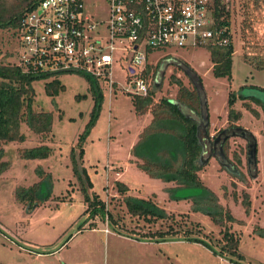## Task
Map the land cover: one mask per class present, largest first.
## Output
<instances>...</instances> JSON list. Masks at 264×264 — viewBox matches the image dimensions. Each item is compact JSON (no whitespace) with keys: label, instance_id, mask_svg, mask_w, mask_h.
I'll return each mask as SVG.
<instances>
[{"label":"rangeland","instance_id":"obj_1","mask_svg":"<svg viewBox=\"0 0 264 264\" xmlns=\"http://www.w3.org/2000/svg\"><path fill=\"white\" fill-rule=\"evenodd\" d=\"M223 1L229 11L234 50L230 79L215 76L212 71L209 46L214 44L152 52L144 76L153 83L152 70L155 69L154 80L164 74L160 89L153 95L158 102L163 96L175 95L177 87L169 83L173 67L177 77L198 87L199 75L207 97L209 138L213 140L221 129L231 125L254 134L255 176L248 169L246 140L240 136H231L224 146L231 168L211 156L199 172L203 184L234 219L216 224L208 215L194 211L191 200L171 198L166 188L174 183L151 177L141 169L133 146L149 124L150 114L136 115L129 91L133 78L127 77L124 63H119L123 51L115 50L111 88L95 79L102 96L90 126L97 95L86 76L60 72L32 82L33 109L49 112L52 123L50 132L36 134L22 122L20 131L25 139L1 145L3 160L9 165L0 174V264H264V108L250 98H236L232 108L240 112V118L228 119L231 93L239 94L246 86L264 89V0H257L255 5L250 0ZM85 5L95 19L106 17V0H85ZM16 45L15 29L0 28V62L16 61ZM54 81L56 90L47 87ZM248 94L263 99L257 92ZM42 144L49 149L46 156L23 154ZM79 144L90 196L96 195L104 203V217L100 209L91 212L82 190L84 182L74 173L72 153L78 152ZM41 173L50 176V193L29 207L17 199V190L38 182ZM240 175L245 181L240 180ZM117 182L124 183L127 189L119 192ZM126 197L150 200L168 218L148 224L131 215ZM170 225L178 229L175 236L185 239L186 230H190L193 236L210 242L217 253L192 241L145 245L128 237L134 232L141 236L149 230L164 231ZM225 230L237 241L241 257L219 253L225 243Z\"/></svg>","mask_w":264,"mask_h":264},{"label":"trees","instance_id":"obj_2","mask_svg":"<svg viewBox=\"0 0 264 264\" xmlns=\"http://www.w3.org/2000/svg\"><path fill=\"white\" fill-rule=\"evenodd\" d=\"M38 1L11 0V3H7L6 0H0V28H14L16 32L24 12ZM250 1L253 5L257 4V0ZM214 16L220 26H224L230 31L229 11L225 10L224 4L215 8ZM209 50L214 75L226 76L230 79L232 54L234 51L231 41L226 46H209ZM175 70L177 69L173 67V74H171L169 81V83L177 87L173 97L163 96L158 102L153 100V95L160 89V86L154 84L155 69L152 70L153 83L148 95H132V103L136 114L142 115L145 112H150L151 114V121L141 131L138 141L133 146V153L137 158L141 159V162L138 164L149 176L159 178L164 182L174 183L173 186L166 188L171 198L175 200H191L194 211H200L208 215L216 224L221 225L224 220H233L234 218L229 209L219 203L216 194L205 186L200 179L199 172L202 170V164L204 163L201 162L202 145L197 135L198 122L185 115L177 104L170 102V99H175L199 115L201 113L200 97L193 84L185 82L181 77H177ZM146 74H148L147 71ZM83 75L92 82L95 94L97 95L93 114L88 125L90 126L99 112L102 95L95 80L90 75ZM46 76L48 75L27 73L18 66L16 61L11 63L0 62V174L9 165L8 161L3 160V148L1 145L9 141H22L25 139L24 134L20 131L22 122L33 133L45 134L50 132L52 123L50 113L33 109L34 91L32 82L35 79ZM47 87H52V89L56 90L57 81L48 83ZM261 89L264 90L263 88ZM236 98H250L264 108V104L258 98L244 97L236 92L231 93L228 100L230 107L228 112L229 120L233 121L240 118V112L232 108ZM235 126L237 125H231V127ZM227 140L228 138L221 145V152L226 158L227 154L224 146ZM48 152V147L42 144L25 150L23 154L27 157H44ZM82 154L83 149L81 144H79L78 152L72 153L74 173L84 182L82 190L85 193V200L88 202L89 209H92L91 212L100 209L104 217L106 214L104 203L96 195L90 196L89 178L85 168L81 165ZM235 158L237 162H240L239 156ZM237 173L239 174V172ZM239 178L241 181H245L241 175ZM48 179H50L48 174L41 173V178L38 182L30 187L17 190V199L28 203L29 207L34 202L45 199L51 190V184ZM116 186L119 192H124L127 189L124 183L117 182ZM125 201L131 215L142 218L148 224H154L158 219L168 218V214L154 205L150 200L126 197ZM244 204L248 205L246 193L244 194ZM177 232V227L170 225L164 231L151 232L149 230L142 237L158 240L181 238L180 236H175ZM186 233V240L201 243L214 254L217 253L210 242L208 243V241L202 240L200 237L193 236L190 230H186ZM223 236L225 243L221 245L219 253L223 254L224 252L227 255L241 257L237 253V241L232 237L230 232L225 230Z\"/></svg>","mask_w":264,"mask_h":264},{"label":"built area","instance_id":"obj_3","mask_svg":"<svg viewBox=\"0 0 264 264\" xmlns=\"http://www.w3.org/2000/svg\"><path fill=\"white\" fill-rule=\"evenodd\" d=\"M222 0H106L105 18L87 12L85 0H39L22 15L16 63L32 74L75 72L113 85L114 51H123L133 95L146 96L148 56L171 47L226 46L230 31L214 16Z\"/></svg>","mask_w":264,"mask_h":264},{"label":"water","instance_id":"obj_4","mask_svg":"<svg viewBox=\"0 0 264 264\" xmlns=\"http://www.w3.org/2000/svg\"><path fill=\"white\" fill-rule=\"evenodd\" d=\"M163 75L159 80L157 79L154 80V84L156 86H160L162 84ZM198 80L200 81V85H199L200 87L196 86L195 83H193V86L197 90L198 95L200 97L201 113L199 115L195 113L194 111H192L189 107H187L184 104H181L175 99H170V102L177 104L180 110L185 115L189 116L190 118L198 122L197 135L202 145L201 162L203 163L207 162L208 159L211 156H213L218 160L220 164L226 165L231 168L232 165L229 163L227 158L221 152V145L226 138H230L231 136H240L244 138L247 143L246 144L247 162H248L249 172L252 176H255L256 175V151H257L256 145H257V142H256V138L254 134L250 132L249 130L243 127H240V126L227 127V128L221 129L216 135V137L213 140H211L209 138V134L207 133V127L209 124L207 97H206L203 84L199 76H198ZM251 91L259 93L263 99L259 97H255V98L260 99L262 103L264 104V90H262L259 87H255V86L243 87L240 89L239 94L243 95L244 97H253V96H250V94H248Z\"/></svg>","mask_w":264,"mask_h":264},{"label":"crops","instance_id":"obj_5","mask_svg":"<svg viewBox=\"0 0 264 264\" xmlns=\"http://www.w3.org/2000/svg\"><path fill=\"white\" fill-rule=\"evenodd\" d=\"M198 75V74H197ZM199 76V75H198ZM146 113H148V114H150L149 112H146ZM137 116H139V117H141L142 115H138V114H136ZM208 115H209V113H208ZM150 121H151V114H150ZM150 123V122H149ZM210 125V119H209V124H208V126ZM137 161H138V163H140L141 162V159L139 160V159H137ZM115 174L116 175H118L119 173L118 172H115ZM170 184H171V182H169ZM128 237H131L130 239H132L133 241H137L138 240V242H140V243H143V244H145V245H155V244H157V245H159V244H161V245H163V244H165V243H170V242H173V241H177V240H184V241H188V240H186V239H182V238H171V239H167V240H161V241H159L158 239H146V238H144V237H142V235L140 236V234H136L135 232L132 234V235H129ZM135 238V239H134ZM129 239V238H128ZM188 242H190V241H188ZM193 243H197V242H193Z\"/></svg>","mask_w":264,"mask_h":264}]
</instances>
